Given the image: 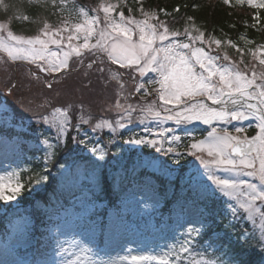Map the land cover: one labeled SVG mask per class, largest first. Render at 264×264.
I'll return each instance as SVG.
<instances>
[{
  "label": "snow or ice",
  "instance_id": "obj_1",
  "mask_svg": "<svg viewBox=\"0 0 264 264\" xmlns=\"http://www.w3.org/2000/svg\"><path fill=\"white\" fill-rule=\"evenodd\" d=\"M52 2L55 6V0ZM239 2L242 3L243 0ZM120 3L123 0H119L118 4L101 0L98 7L92 9L96 15H89L84 8L69 11L68 16L62 17L58 25H51L44 20L38 34L28 37L16 35L7 24L0 23V53H4L10 61L23 60L35 64L40 72L45 73L54 74L67 70L70 68L69 59L72 56L80 58L85 53L93 57L87 65L88 68L91 69L97 65V61L100 62L96 71L101 77L105 73V57L113 65L118 64L120 69L138 73L140 79L135 81V90L137 93L143 92L140 97L142 103H127L128 97H124L125 103L121 104L118 99L115 109L122 113L120 119L114 122L100 119L93 124L91 118L81 116L74 128L81 129V125H88L93 133L100 129H111L115 133L117 129L126 127L123 121L132 123L133 113L137 111L141 113L138 117L141 124L150 117L161 124L164 121H173L176 125L193 122L207 125L210 129L207 135L199 140L193 138L190 149L195 151H189L188 154L195 155L200 161L208 180L216 189L235 202L227 206L234 220L243 218L254 225L257 220L260 221L259 242L261 250L264 251V69L258 72L256 66L252 65L249 75L227 53L223 54L222 59L220 55L212 54V45L219 48L222 41L210 34L206 38L205 32L195 24L185 27L183 31L175 30L166 20L160 19L157 12L146 11L143 7L137 9L143 19H135L131 15V8L128 16L123 11L113 16L112 13ZM224 3L229 4V0H224ZM247 3L252 7L264 8V0H247ZM66 4L67 0H60L58 10L65 11ZM175 11H179V8ZM159 12L169 15L163 8ZM100 13H103L102 24ZM20 18L28 19L27 16ZM187 19L192 20L191 17ZM63 33H68L67 37ZM81 39L82 43H73L74 40ZM197 42L201 46H197ZM224 43L236 48L231 41ZM205 44L208 46L207 50ZM51 45L56 46L59 51H52ZM262 50L264 46L258 47L252 55L264 66V58L257 55ZM121 75L117 70L111 78L119 82ZM48 87L51 88L52 84L49 83ZM120 87L122 89L123 85ZM120 94L117 93L118 96ZM153 94L155 96L151 101L146 99ZM72 107L71 104L67 107H55L50 115L42 117L43 123L55 132V143L49 138L39 140L46 149L43 160L45 165L54 160L69 127H73L68 118ZM244 121L254 122V135L244 134L247 129L243 126L233 125L231 131L227 127L233 122ZM171 131L173 130L161 127L158 133H152L161 137L160 140L141 137L124 142L153 146L160 144L162 148L165 132ZM84 133L86 136L87 130ZM71 139L87 147L85 139L79 138V131ZM167 139L175 142L180 138L172 136ZM107 142L111 143L110 140ZM161 148H157V151ZM89 151L96 156L97 161H102L106 149L97 143ZM173 151L172 147L167 149V152ZM196 153H204L206 156ZM217 171L229 173L231 178L217 176ZM39 179L43 180L45 177L41 176ZM22 188L18 174L13 173L7 178L0 177V200H15ZM196 223H200L201 227L188 228L178 250H170L164 255L133 253L130 250L122 258L123 261L126 264H222L220 259L204 256L196 259L190 255L194 241L199 243L196 238L202 237L205 228L211 227L207 217ZM246 235L247 233L243 234ZM65 251L67 250L61 248L57 256ZM81 252L90 254L92 249L86 247ZM70 255L75 259L64 258L54 261L53 264H85V260L75 252ZM85 259L87 264H105L102 260H92L89 257ZM234 264H239V261Z\"/></svg>",
  "mask_w": 264,
  "mask_h": 264
},
{
  "label": "rangeland",
  "instance_id": "obj_2",
  "mask_svg": "<svg viewBox=\"0 0 264 264\" xmlns=\"http://www.w3.org/2000/svg\"><path fill=\"white\" fill-rule=\"evenodd\" d=\"M33 1L37 2L41 0ZM236 1L240 3V5L246 6V11L251 14L253 13L252 17L256 19L259 18L260 12L264 10V8L250 6L247 0H243L242 3L239 2V0ZM87 2L90 1L87 0ZM100 3L101 1H98V5ZM2 5L3 0H0V7ZM55 5L59 9L60 0H55ZM79 8H82L81 5L74 4L71 0H67L66 10L63 12L58 10L60 19L57 25L62 17L68 16L69 11H74ZM84 9L89 15H96L91 9ZM99 15L102 24L103 16L101 15H103V13ZM112 15L115 16L116 13L113 12ZM143 18L144 17L141 15L135 19ZM43 21L42 16H40L38 23L41 27L43 26ZM73 22H75V18H73ZM151 22L155 23V21ZM0 23L7 24L4 22ZM63 35L67 37L68 33H63ZM28 36L30 35L27 34L25 37ZM82 42V39L73 41V43ZM92 42L94 43L95 40ZM197 46L201 45L198 44ZM50 49L52 51H59L54 45H51ZM253 52L247 54V62L244 65L241 61L236 62L241 70L247 72L249 75L251 74L250 70L252 65L256 66L258 72L264 69V66H261L258 59L252 55ZM257 55L260 58H264V50L257 53ZM91 57L92 56L88 53H85V55L80 58L72 56L69 59V65L70 67H79L83 61ZM11 62L12 64H8L0 57V126L6 129H11V127L28 130L33 129L36 132L29 133L32 138L31 140H25L19 136L0 134V177L7 178L13 173H16L19 175V183L23 185L21 174L26 172L28 167L26 166V159L22 153V146L24 145L29 150L42 149V153L44 154V151H46L45 146L39 143L38 140L49 138L55 143L53 139L55 136L54 130H52L49 125L44 124L42 119L43 116L52 113L53 108L57 107L55 104H71L73 106L72 108L77 111L75 120L72 119L73 116L71 117L70 112L72 111H69L68 118L73 127H69L64 138V143L59 147L60 151L66 150V147L71 144L72 141H69L68 137L72 140V136H76L78 131L79 135H83L84 129L91 130L88 125H81V129L74 128V125L81 116L91 118L88 115H98L100 112L106 113L104 110L109 108L112 109L113 112H117L116 115L109 112L110 114L108 113L107 117L102 119H108L114 122L120 119L122 113L115 109V102L112 101L115 100L114 97L119 89L117 87L115 89L112 88V83L115 81L113 79L109 80L111 76H109L106 69L103 77L96 71V67L99 66V63L91 69L88 68L87 65L78 70L76 69L72 76L65 75L66 77L64 76L62 79H57L56 77V79L52 80L57 85H52L51 89L48 85H44L42 86L44 90H36L33 93L34 85L48 83L50 78L43 80L35 64H29L23 60ZM18 62L35 66L33 70L35 75L21 66V64H16ZM13 64L15 66H13ZM135 75L137 76L136 81H139V74L135 73ZM14 85L21 87V89L18 88L16 91H12ZM24 85H27L26 90L32 89L28 94L24 92L25 90L22 88ZM58 85L63 86V89L64 87H67V89L74 88V90L68 91L72 97L64 95V90ZM135 89L136 83L133 90L134 92H136ZM121 90L123 91V89ZM50 93H54V95L50 96ZM140 93L143 94L142 91ZM38 95H40L39 98L37 97ZM153 96H155V94H153ZM117 100L118 97L116 96V102ZM119 102L121 104L125 103L123 100H119ZM127 103H131V101ZM44 110L47 111L45 114H39ZM140 115V112H134L132 116L133 122L129 124L127 121H123L126 127L117 129L115 133H113L111 129H100L95 132L101 134L103 131L108 130L112 133L113 139L116 138V140H118L117 137H119L118 143L122 151L111 150V145H105V147L100 146L106 149V152L104 159L102 161H97L96 156L89 151L92 147H89L88 137L83 138L86 141L87 147L80 144L82 149L97 163L103 165L104 168L107 167L109 170L108 176L112 175L113 171L111 170L110 172L112 166H119L123 163L125 158L133 157V162L144 165L149 170L160 173L165 177H183L184 180L190 182V196L179 199L170 209L161 213L160 209L163 205V200L156 191V184L152 177L145 175V177L142 178V183L136 181L132 182V186L125 190V192L121 194L119 201L112 206L107 205L104 201L96 200L92 195V191L95 190L96 192V190L99 189L97 188L98 185L90 177L88 178L79 174L77 177H72L71 180H68L69 184L74 186V189H77V194L73 198L60 201L52 208H49L47 211L45 210L42 215H39L38 212H32L31 207L22 209V206H20L21 190L15 200H0V216L5 214L8 209L18 208L22 211L19 216L7 221L5 230L0 232V264H53L54 261L58 262L64 258L75 259V257L70 255L72 252H75L82 260H85V264H87L86 257L92 260H102L105 264H108V262H113V264H126L122 258L127 256L130 250L133 253L164 255L170 250L179 249L180 244L184 241L188 228L201 227L200 223L196 222L204 219L206 215L200 203L214 192L224 197L222 198L224 203L222 207L223 219L227 223L234 221L227 206L229 203L235 204V202L230 201L228 197L224 196L216 189V186L208 180V176L200 164V161L196 159L195 155L188 154L189 151H195L190 149V144L194 142L193 138L199 140L207 135V132L203 135H195L190 131V127L205 126L204 128L208 131L210 130L208 126L199 122L176 125L173 121H164L161 124L150 117L146 118L144 123L141 124L138 119ZM98 120H100L99 117L91 118V123L94 124ZM248 123L254 122H233V124L227 125V127L230 131L233 125L243 126L246 129L249 126ZM217 126L224 127V125ZM161 127L173 130L171 132H165L162 148L160 144L153 146L150 144L124 142L126 140L140 139L141 137L160 140L161 137L158 135L154 136L152 133H158ZM119 133H121L120 136ZM172 136H178L180 139L175 142L167 139V137ZM75 146L78 148L80 147L78 143H75ZM181 146L184 147L181 148ZM169 147H172L174 151L167 152ZM157 148H161V150L157 151ZM182 150L186 151V155L182 154ZM69 151H71V147L64 155ZM78 153H80V151ZM177 153H179V155H177ZM108 154H111V156ZM196 154L206 156L204 153ZM186 156H190L191 160L188 163V170L178 175V171L182 164L176 162L179 161L180 158ZM44 167H46L45 164ZM69 169L70 167L68 165L60 167L59 174L62 178L66 177L65 175L68 174ZM215 174L222 178H231V174L229 173L217 171ZM39 178L40 177L35 176L33 189L30 192L31 198H33L34 194L43 193L44 189L41 187L49 180L47 179L45 181V179L40 180ZM241 179L247 178L241 177ZM67 187L68 186H66L64 190L69 188ZM41 208V210H43L45 206ZM240 212L242 213V210H240ZM235 222L245 231L247 230L249 237L256 240L261 248L259 242L260 221L257 220L255 225L251 221L243 218L239 221L235 220ZM86 247L92 249L90 254L81 252V249ZM61 248L67 251L57 256V252L60 251ZM216 248L217 247L213 243L199 245L194 241L192 245L193 250L190 255L195 256L196 259H199L200 256L214 259L212 255ZM197 253L200 255H196Z\"/></svg>",
  "mask_w": 264,
  "mask_h": 264
},
{
  "label": "trees",
  "instance_id": "obj_3",
  "mask_svg": "<svg viewBox=\"0 0 264 264\" xmlns=\"http://www.w3.org/2000/svg\"><path fill=\"white\" fill-rule=\"evenodd\" d=\"M125 1L127 3L123 6L125 7L123 10L126 15L130 14L129 8H131V14L135 17H140L141 13L137 11V9L143 7L146 11L157 12L159 18L166 20L169 26L175 30L182 31L185 27L195 24V26L201 31L205 32L206 38L210 34L215 38L220 39L222 41L221 46L217 48L216 45L213 44L212 48H214L218 55L221 56V59L224 53H227L229 57L235 56L236 58L241 55L243 58L240 61H242L244 65L247 62V54L255 51L258 47L264 46V10L260 12V17L255 19L246 11L247 7L244 5L243 7L245 8V11H238L237 8L241 5L236 0H229V4H225L224 0H123V2ZM4 2L7 4V8H5V11L0 9V20H8L7 18H10L14 33L33 32L37 26V22H39L41 14L43 16H50L53 19L59 17V15H57L58 8L56 5H53L52 1H47L43 4L39 2L38 5L27 3L26 0H4ZM77 2L73 3L77 4ZM80 2L83 4L82 1ZM83 6H89V4L84 2ZM161 8L165 9L169 15L165 16L163 13H160L159 9ZM176 8H179V11H175ZM24 14H28L29 17H31L30 21L27 22L20 18L24 16ZM188 17H191L192 20L189 21L187 19ZM241 37H243V39ZM225 41H231L236 45V48L224 43ZM249 41L250 43H248ZM197 43L199 44V42ZM204 46L207 47L206 44ZM237 49H240L241 51H237ZM104 67L108 71V74L111 75L112 69L106 64H104ZM109 69H111V71H109ZM26 86L27 85H24L22 88H24L25 91H23L28 94L32 89L26 90ZM60 87L63 89V86ZM18 88L21 89V87L14 85L12 91H16ZM43 88L42 85L36 84L33 87V93L36 90H44ZM112 88H116V85L113 83ZM63 90L65 92L64 95L72 97L68 91L74 90V88L67 89V87H64ZM49 95L52 96L54 93H50ZM37 97L39 98L40 95ZM131 102L136 104V99H133ZM10 131H13V129ZM0 132L3 133L4 130L0 128ZM21 135L29 138L25 134ZM68 149L69 146L66 147V150H61V152L65 153ZM26 153L30 155L29 157L35 156L34 152L26 151ZM66 154L69 157L71 152L69 151ZM79 158L80 159L76 160L72 165L73 171H95L96 166L91 159ZM59 160L58 156L52 163L51 172L48 174L50 176L48 182L49 185L45 188V193L37 195L34 204L40 202L46 203V201L50 200L49 195L52 191V174L58 170L57 167L59 165ZM33 168L39 170L41 165L31 162L30 169ZM123 168V170L126 171L125 175L119 174L120 177L114 176L112 181L107 180L104 175V177L100 176L101 180L99 183L102 191L98 192V194H101V198H106L111 202L117 200L118 195L123 191L122 188H126L130 185L131 178L143 176L147 173L146 170H140L137 173L135 167L131 168L128 162L124 163ZM128 169H130V171ZM129 174H131L132 177H129ZM25 177L26 173L23 175V179H25ZM156 180L160 186L165 185L164 180L160 178H156ZM113 185H115V187H113ZM29 186L30 180L28 182L25 181L23 196H25L24 198H26V201L23 202L24 204H27L28 202L26 190ZM176 189L178 190L179 188L176 187ZM205 208L208 212L211 229L212 227H215L221 232V236H218L215 239L216 243L219 245L218 250L215 252L218 259L225 264H234L235 261H239V264H264V252L260 250L258 246L251 244L247 239L242 238V232L239 229L231 228V231L230 225L226 226L224 223L217 221L220 217V203L217 201H211L206 203ZM12 214L16 215V212H12ZM210 234L211 230L208 233H205V237L201 239V241L205 242L208 240Z\"/></svg>",
  "mask_w": 264,
  "mask_h": 264
},
{
  "label": "bare ground",
  "instance_id": "obj_4",
  "mask_svg": "<svg viewBox=\"0 0 264 264\" xmlns=\"http://www.w3.org/2000/svg\"><path fill=\"white\" fill-rule=\"evenodd\" d=\"M43 4V3H42ZM33 109V108H32ZM2 261V260H1Z\"/></svg>",
  "mask_w": 264,
  "mask_h": 264
}]
</instances>
